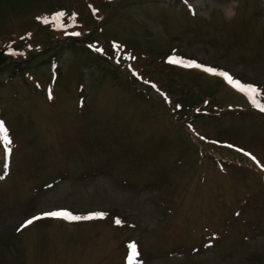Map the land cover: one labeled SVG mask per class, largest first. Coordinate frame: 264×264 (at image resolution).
Segmentation results:
<instances>
[{
    "label": "rangeland",
    "instance_id": "1",
    "mask_svg": "<svg viewBox=\"0 0 264 264\" xmlns=\"http://www.w3.org/2000/svg\"><path fill=\"white\" fill-rule=\"evenodd\" d=\"M223 1L0 0L18 62L0 65V264H129L132 244L133 264H264V112L181 66L224 69L264 104V0ZM61 12L79 36L45 24ZM64 207L104 215L26 224Z\"/></svg>",
    "mask_w": 264,
    "mask_h": 264
},
{
    "label": "snow or ice",
    "instance_id": "2",
    "mask_svg": "<svg viewBox=\"0 0 264 264\" xmlns=\"http://www.w3.org/2000/svg\"><path fill=\"white\" fill-rule=\"evenodd\" d=\"M186 2V0H185ZM64 13H57L54 19L59 20L60 17H62ZM47 22V21H46ZM72 35H79V33H72ZM97 51H102L101 49H97ZM169 62L171 63H182L183 61L179 58H169ZM185 66L187 67H204L203 65L196 64L194 61L186 64ZM205 71L207 72H212L216 73L218 75H221L225 77V79L233 85V87L238 88L241 92H244L248 95V97L252 100L253 104L255 107H257L260 111L264 112V104H261L257 101V96L261 93V90L258 89L254 85H244L242 84L239 80H235L229 73L227 72H218L216 69L213 68H204ZM51 98V96H50ZM179 107V106H177ZM14 142L11 139L10 136V131L6 127V124L4 121H0V145L5 147V155L6 158L10 157L11 152H12V147H13ZM231 147V146H230ZM243 151V150H241ZM247 155L251 156L250 153H246ZM253 160H256L254 156H251ZM264 167V166H262ZM44 216H55V217H63L69 220H86V219H92L94 216H103V213H96V214H91L88 216H77L73 215L67 211H55V212H45L43 213ZM40 216H33L30 220L26 221V224H31L34 220L40 219ZM117 224L121 223L120 220L115 221ZM130 254L128 256L129 264H133V262L136 260L137 256L139 255L137 252V248L135 244L130 245Z\"/></svg>",
    "mask_w": 264,
    "mask_h": 264
},
{
    "label": "bare ground",
    "instance_id": "3",
    "mask_svg": "<svg viewBox=\"0 0 264 264\" xmlns=\"http://www.w3.org/2000/svg\"><path fill=\"white\" fill-rule=\"evenodd\" d=\"M232 3H231V0H225L223 1V4H222V9L223 11L226 13V14H230L231 11H232Z\"/></svg>",
    "mask_w": 264,
    "mask_h": 264
},
{
    "label": "trees",
    "instance_id": "4",
    "mask_svg": "<svg viewBox=\"0 0 264 264\" xmlns=\"http://www.w3.org/2000/svg\"><path fill=\"white\" fill-rule=\"evenodd\" d=\"M6 57L7 56L2 55V53L0 52V65L8 66V61H5ZM7 58H9V57H7Z\"/></svg>",
    "mask_w": 264,
    "mask_h": 264
}]
</instances>
